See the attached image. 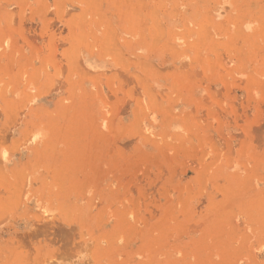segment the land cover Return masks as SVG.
I'll use <instances>...</instances> for the list:
<instances>
[{"label": "rangeland", "instance_id": "1", "mask_svg": "<svg viewBox=\"0 0 264 264\" xmlns=\"http://www.w3.org/2000/svg\"><path fill=\"white\" fill-rule=\"evenodd\" d=\"M0 264H264V0H0Z\"/></svg>", "mask_w": 264, "mask_h": 264}]
</instances>
